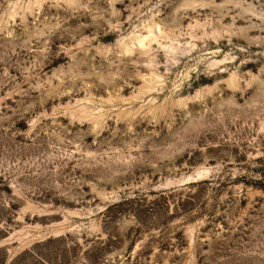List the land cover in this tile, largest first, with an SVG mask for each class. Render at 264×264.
<instances>
[{"label": "rangeland", "instance_id": "1", "mask_svg": "<svg viewBox=\"0 0 264 264\" xmlns=\"http://www.w3.org/2000/svg\"><path fill=\"white\" fill-rule=\"evenodd\" d=\"M0 264H264V0H0Z\"/></svg>", "mask_w": 264, "mask_h": 264}]
</instances>
